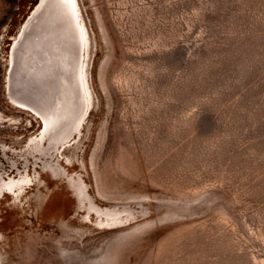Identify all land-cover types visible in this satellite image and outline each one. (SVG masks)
<instances>
[{"label": "rangeland", "instance_id": "rangeland-1", "mask_svg": "<svg viewBox=\"0 0 264 264\" xmlns=\"http://www.w3.org/2000/svg\"><path fill=\"white\" fill-rule=\"evenodd\" d=\"M76 2L50 127L22 63L49 3L0 0V264H264V0Z\"/></svg>", "mask_w": 264, "mask_h": 264}, {"label": "bare ground", "instance_id": "bare-ground-1", "mask_svg": "<svg viewBox=\"0 0 264 264\" xmlns=\"http://www.w3.org/2000/svg\"><path fill=\"white\" fill-rule=\"evenodd\" d=\"M44 1L46 6L51 0ZM31 5L32 1L30 5L27 4L29 9ZM44 12V18L34 26L33 31L34 34L39 28L40 33L33 35L28 49L40 53H33L32 57L25 58L22 63L26 77L31 81L32 92L43 98L57 100L56 112L51 114L50 121L47 118V122L55 126L57 115L63 110L70 112L74 107L78 55L84 52L87 33L79 20L76 0H54L47 9L44 8Z\"/></svg>", "mask_w": 264, "mask_h": 264}, {"label": "crops", "instance_id": "crops-1", "mask_svg": "<svg viewBox=\"0 0 264 264\" xmlns=\"http://www.w3.org/2000/svg\"><path fill=\"white\" fill-rule=\"evenodd\" d=\"M52 125H50V127H51ZM40 146L41 147V149L43 148V146H44V143H43V141L41 140V139H39V140H37L36 142H35V144H34V146Z\"/></svg>", "mask_w": 264, "mask_h": 264}]
</instances>
